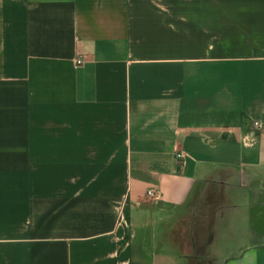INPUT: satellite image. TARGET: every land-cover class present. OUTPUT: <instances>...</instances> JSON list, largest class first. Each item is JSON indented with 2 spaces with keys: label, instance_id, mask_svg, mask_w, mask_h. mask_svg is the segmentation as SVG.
Here are the masks:
<instances>
[{
  "label": "crops",
  "instance_id": "1",
  "mask_svg": "<svg viewBox=\"0 0 264 264\" xmlns=\"http://www.w3.org/2000/svg\"><path fill=\"white\" fill-rule=\"evenodd\" d=\"M0 264H264V0H0Z\"/></svg>",
  "mask_w": 264,
  "mask_h": 264
},
{
  "label": "built area",
  "instance_id": "2",
  "mask_svg": "<svg viewBox=\"0 0 264 264\" xmlns=\"http://www.w3.org/2000/svg\"><path fill=\"white\" fill-rule=\"evenodd\" d=\"M76 63H80L81 62V59L77 58L75 60ZM261 127V122L259 120H252L251 121V128L252 129H259ZM254 142V138L253 137H248L247 135H244L243 136V143H248V144H252ZM185 156L184 152L182 151H179L176 153V157L177 158H183ZM146 194L149 196V197H152V198H156L157 196V193H156V190L153 189V188H150L146 191Z\"/></svg>",
  "mask_w": 264,
  "mask_h": 264
},
{
  "label": "trees",
  "instance_id": "3",
  "mask_svg": "<svg viewBox=\"0 0 264 264\" xmlns=\"http://www.w3.org/2000/svg\"><path fill=\"white\" fill-rule=\"evenodd\" d=\"M128 239V232L125 233L123 239L119 242V246H122Z\"/></svg>",
  "mask_w": 264,
  "mask_h": 264
}]
</instances>
